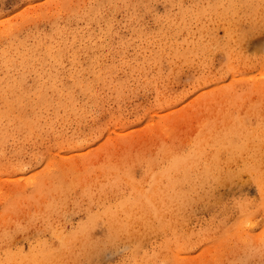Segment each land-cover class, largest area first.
I'll return each instance as SVG.
<instances>
[{"label": "rangeland", "instance_id": "rangeland-1", "mask_svg": "<svg viewBox=\"0 0 264 264\" xmlns=\"http://www.w3.org/2000/svg\"><path fill=\"white\" fill-rule=\"evenodd\" d=\"M42 257L264 264V0H0V264Z\"/></svg>", "mask_w": 264, "mask_h": 264}, {"label": "bare ground", "instance_id": "bare-ground-1", "mask_svg": "<svg viewBox=\"0 0 264 264\" xmlns=\"http://www.w3.org/2000/svg\"><path fill=\"white\" fill-rule=\"evenodd\" d=\"M46 260H47V258L42 257L39 261H37V260H29L28 264H44ZM24 264H26V263H24Z\"/></svg>", "mask_w": 264, "mask_h": 264}]
</instances>
